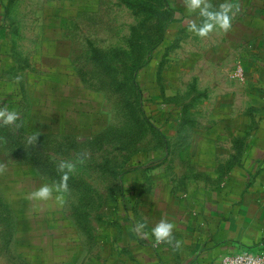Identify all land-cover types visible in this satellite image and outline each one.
<instances>
[{
  "label": "rangeland",
  "instance_id": "rangeland-1",
  "mask_svg": "<svg viewBox=\"0 0 264 264\" xmlns=\"http://www.w3.org/2000/svg\"><path fill=\"white\" fill-rule=\"evenodd\" d=\"M200 20L184 0H0L1 45L12 64L0 76L11 83L9 95L1 83L0 110L19 114L9 124L0 118V264H124L116 214L124 162H157L159 135L186 141L175 131L184 110L212 128L208 113L219 103L209 94L218 86L209 84L222 74L241 83L232 28L225 52H216L219 32L189 31ZM220 60L235 69L217 73ZM29 143L37 156L58 151L67 191H56L54 169L30 161ZM45 185L47 200L33 196ZM75 213L89 216L88 228Z\"/></svg>",
  "mask_w": 264,
  "mask_h": 264
},
{
  "label": "crops",
  "instance_id": "crops-1",
  "mask_svg": "<svg viewBox=\"0 0 264 264\" xmlns=\"http://www.w3.org/2000/svg\"><path fill=\"white\" fill-rule=\"evenodd\" d=\"M230 2L239 10L230 33L235 43L226 46L237 49L241 83L222 74L209 84L218 86L209 94V101L219 103L208 113L212 128L200 126L196 113L184 110L175 131L186 141L167 140L161 157L151 154L160 157L157 162L142 166L135 157L124 162L116 196L124 264H222L225 255L264 251V0ZM224 33L215 34L216 52H225ZM1 43L0 35L3 77L12 64ZM221 60L210 65L217 73L235 69ZM1 83L9 95L10 81ZM219 86L225 87L222 95H216ZM138 172L144 178L131 185ZM160 223L174 225L171 243H155L151 230ZM138 224L145 228L137 231Z\"/></svg>",
  "mask_w": 264,
  "mask_h": 264
},
{
  "label": "clouds",
  "instance_id": "clouds-1",
  "mask_svg": "<svg viewBox=\"0 0 264 264\" xmlns=\"http://www.w3.org/2000/svg\"><path fill=\"white\" fill-rule=\"evenodd\" d=\"M188 14L191 16L193 14H198L202 21L198 24L196 22H191L189 24V31L195 36L200 38H207L213 32H228L232 28L233 18L238 12V7L234 2L230 0H224L218 6H213L208 0H184ZM18 113L15 110L6 111L0 110V118H4V123L9 124L18 119ZM65 165H61L64 168ZM66 167L71 170V165ZM67 180L68 175L65 173L61 177V181L57 184L56 191L58 193H63L67 191ZM52 195V189L47 185L41 187L39 190L33 193L38 199L47 200ZM57 199L63 203L62 196H57ZM173 224L160 223L155 228H152L151 235L155 238V243H171L173 240L172 229ZM145 228L144 224H138L137 231H142ZM147 236V233H144ZM175 246L180 247V242L177 241Z\"/></svg>",
  "mask_w": 264,
  "mask_h": 264
},
{
  "label": "trees",
  "instance_id": "trees-1",
  "mask_svg": "<svg viewBox=\"0 0 264 264\" xmlns=\"http://www.w3.org/2000/svg\"><path fill=\"white\" fill-rule=\"evenodd\" d=\"M0 128H3V127H0ZM4 129V128H3ZM0 132H2L0 130ZM159 140H160V144L159 146L161 145L162 147H160L162 149V151L165 149V143L167 142V140L165 141V138L163 135H159ZM162 141V142H161ZM100 142V141H99ZM103 142H104V139H103ZM99 145H101L100 143H98ZM32 144L29 143L28 144V149H30V151L32 152L33 154V158L32 156L30 157V161L33 162L36 166H39V169L41 171H48V170H55V179L60 183L61 181V177L67 173V172H64L63 170L60 169V171L57 170V167H58V163L57 162V156H56V152H58L57 150H50L48 151V149H45V150H42V148L39 149L38 151V156H37V149L32 147L31 146ZM41 146V145H40ZM54 151V152H52ZM56 151V152H55ZM36 154V155H35ZM55 163V164H53ZM54 165V166H52ZM106 165H103L102 167H105ZM106 171H107V168H106ZM117 174V173H116ZM119 175V174H117ZM116 175V176H117ZM74 177V176H73ZM68 179H70V177H68ZM76 180V179H75ZM68 181V180H67ZM77 182H75V185L79 186V181L76 180ZM73 182L74 184V181H71V183ZM75 215H77L75 217V223L78 225V227L82 228V229H86L88 228V222H89V216L87 217L86 214H84L82 216V218L78 215V213H75ZM90 229V227H89Z\"/></svg>",
  "mask_w": 264,
  "mask_h": 264
},
{
  "label": "built area",
  "instance_id": "built-area-1",
  "mask_svg": "<svg viewBox=\"0 0 264 264\" xmlns=\"http://www.w3.org/2000/svg\"><path fill=\"white\" fill-rule=\"evenodd\" d=\"M222 264H264V251L252 254L241 252L225 255L221 259Z\"/></svg>",
  "mask_w": 264,
  "mask_h": 264
}]
</instances>
